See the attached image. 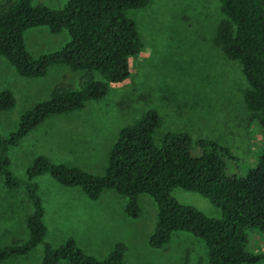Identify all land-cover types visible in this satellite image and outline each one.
Returning a JSON list of instances; mask_svg holds the SVG:
<instances>
[{
	"label": "trees",
	"instance_id": "1",
	"mask_svg": "<svg viewBox=\"0 0 264 264\" xmlns=\"http://www.w3.org/2000/svg\"><path fill=\"white\" fill-rule=\"evenodd\" d=\"M150 0H67L58 9L32 5L31 0H5L0 4V58L20 78L45 76L50 66H64L83 73L77 89L56 85L47 100L23 112L15 129L0 136V179L6 190L24 188L31 211L24 227L26 239L0 247V263L23 258L41 245L40 264H124V246L115 243L103 259L85 254L72 239L57 247L44 242V211L34 178L47 174L58 185L77 187L91 202L110 191L123 199L127 218H139L138 197H148L155 208L148 245L161 249L171 234L184 232L200 240L206 264H259L262 255L246 250V235L264 234V142L255 167L244 176H228V148L211 141L194 143L185 133H167L155 144L159 125L149 110L133 124L121 128L110 145L101 175L52 163L43 156L32 159L20 179L10 171L8 151L17 146L44 119L80 111L90 101L100 100L108 85L129 78L128 61L141 42L127 11L144 8ZM220 15L213 45L223 57L240 66L246 85L242 103L264 135V0H216ZM45 28L51 35L65 31L68 42L53 53L31 57L24 33ZM14 98L0 91V112L10 111ZM196 152L194 155L193 152ZM180 189L204 198L219 211L218 218L205 216L191 206L179 204L171 191ZM199 264V263H198Z\"/></svg>",
	"mask_w": 264,
	"mask_h": 264
},
{
	"label": "rangeland",
	"instance_id": "2",
	"mask_svg": "<svg viewBox=\"0 0 264 264\" xmlns=\"http://www.w3.org/2000/svg\"><path fill=\"white\" fill-rule=\"evenodd\" d=\"M66 1L31 3L57 9ZM4 2L0 0V4ZM126 15L134 22L141 42L139 52L128 61L129 78L120 85H108L100 100L87 102L80 111L44 119L9 149L12 174L23 179L32 159L43 156L52 163L101 175L118 131L153 110L159 119L155 144L167 133H185L192 149L200 140L214 142L230 152L225 173L244 176L256 165L264 135L249 121L243 106L246 85L240 66L226 60L213 45L220 18L217 1L150 0L144 8ZM23 38L33 58L58 51L69 40L65 31L51 35L41 27L27 30ZM82 75L55 65L41 78H20L0 58V91H9L14 98V107L0 112V136L12 132L20 115L47 100L56 85L77 89ZM34 181L44 211V242L51 247L72 239L83 247L82 252L101 260L115 243H121L124 264H206L203 243L188 233L171 234L161 249L148 245L155 208L146 196L138 197L141 214L131 220L122 212L123 199L113 192L104 191L100 200L85 204L76 199L83 195L77 187H62L47 174ZM23 191V187L6 190L0 179V247L26 239L24 222L31 208ZM170 194L181 205L210 218L219 217V211L195 193L174 189ZM245 247L253 255H262L259 264H264V234L247 233ZM40 260L41 245L23 258L0 264H40Z\"/></svg>",
	"mask_w": 264,
	"mask_h": 264
},
{
	"label": "crops",
	"instance_id": "3",
	"mask_svg": "<svg viewBox=\"0 0 264 264\" xmlns=\"http://www.w3.org/2000/svg\"><path fill=\"white\" fill-rule=\"evenodd\" d=\"M62 5H64V4H62ZM62 7V6H61ZM59 8V7H58ZM57 8V9H58ZM76 199H78V200H80L81 202H83V203H85V204H91L92 202L91 201H89L84 195H82V196H77L76 197ZM75 199V200H76ZM98 200H100V198L98 199ZM123 205V204H122ZM88 229H89V226L87 227ZM96 228V227H95ZM80 249H82V251H83V247H79ZM109 250V247H107L106 248V251H108ZM104 255H106L105 253H104Z\"/></svg>",
	"mask_w": 264,
	"mask_h": 264
}]
</instances>
